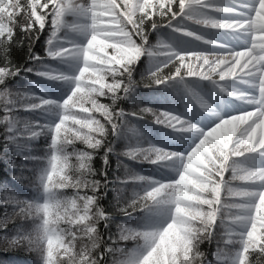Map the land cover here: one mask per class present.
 <instances>
[{
	"label": "snow or ice",
	"instance_id": "1",
	"mask_svg": "<svg viewBox=\"0 0 264 264\" xmlns=\"http://www.w3.org/2000/svg\"><path fill=\"white\" fill-rule=\"evenodd\" d=\"M0 163V264H264V0H0Z\"/></svg>",
	"mask_w": 264,
	"mask_h": 264
},
{
	"label": "trees",
	"instance_id": "2",
	"mask_svg": "<svg viewBox=\"0 0 264 264\" xmlns=\"http://www.w3.org/2000/svg\"><path fill=\"white\" fill-rule=\"evenodd\" d=\"M113 167H115V164L113 163ZM6 173V169L4 168V165L0 163V177H3Z\"/></svg>",
	"mask_w": 264,
	"mask_h": 264
}]
</instances>
